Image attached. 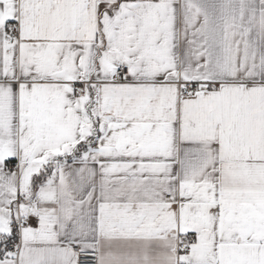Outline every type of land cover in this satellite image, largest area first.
<instances>
[{
	"label": "snow or ice",
	"instance_id": "snow-or-ice-1",
	"mask_svg": "<svg viewBox=\"0 0 264 264\" xmlns=\"http://www.w3.org/2000/svg\"><path fill=\"white\" fill-rule=\"evenodd\" d=\"M0 264H264V0H0Z\"/></svg>",
	"mask_w": 264,
	"mask_h": 264
}]
</instances>
